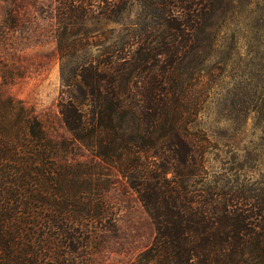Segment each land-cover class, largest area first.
<instances>
[{
	"label": "trees",
	"instance_id": "trees-1",
	"mask_svg": "<svg viewBox=\"0 0 264 264\" xmlns=\"http://www.w3.org/2000/svg\"><path fill=\"white\" fill-rule=\"evenodd\" d=\"M131 2L55 0L60 59L89 45L86 21L119 22ZM161 5V29L136 33L129 25L117 48L68 73L60 67L56 106L69 139L50 137L31 107L0 90V264H102L97 256L117 232L104 198L108 169L135 193L154 229L129 264H264V188L239 181L242 164L232 160L208 169L209 141L189 128L197 100L176 90L175 66L211 0ZM76 149L89 160L70 163Z\"/></svg>",
	"mask_w": 264,
	"mask_h": 264
},
{
	"label": "rangeland",
	"instance_id": "rangeland-1",
	"mask_svg": "<svg viewBox=\"0 0 264 264\" xmlns=\"http://www.w3.org/2000/svg\"><path fill=\"white\" fill-rule=\"evenodd\" d=\"M131 1L119 22L86 21L89 45L82 41L73 56L60 59L55 0H0V90L31 107L53 139L70 138L56 106L63 88L60 67L68 73L86 57L117 48L129 25L136 33L162 28L163 0ZM201 24L174 70L177 93L198 103L189 128L209 141V170L220 171L222 162L232 160L242 164L239 181L264 188V0H211ZM76 151L67 156L70 163L89 160L87 152ZM107 173L104 198L116 212L117 232L106 237L97 258L102 264H129L151 244L154 229L125 180L113 169Z\"/></svg>",
	"mask_w": 264,
	"mask_h": 264
}]
</instances>
